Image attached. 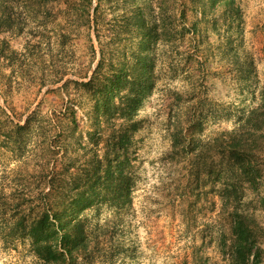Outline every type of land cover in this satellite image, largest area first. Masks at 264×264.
<instances>
[{"label": "rangeland", "instance_id": "rangeland-1", "mask_svg": "<svg viewBox=\"0 0 264 264\" xmlns=\"http://www.w3.org/2000/svg\"><path fill=\"white\" fill-rule=\"evenodd\" d=\"M0 264H264V0H0Z\"/></svg>", "mask_w": 264, "mask_h": 264}]
</instances>
